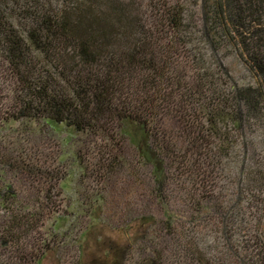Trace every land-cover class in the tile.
Here are the masks:
<instances>
[{"label":"trees","instance_id":"1","mask_svg":"<svg viewBox=\"0 0 264 264\" xmlns=\"http://www.w3.org/2000/svg\"><path fill=\"white\" fill-rule=\"evenodd\" d=\"M139 8L130 0H0L15 116L111 139L115 126L140 127L137 158L159 187L179 163L200 201L211 193L198 181L211 169L230 174L224 160H235V192L252 213V225L240 218L236 229L241 247L225 242L229 252L212 251L206 262L187 243L181 250L196 264H223L229 254L264 264V0L162 1L149 15ZM230 56L248 78L233 76ZM228 209L230 243L227 225L237 216ZM120 253L100 260L124 264Z\"/></svg>","mask_w":264,"mask_h":264},{"label":"rangeland","instance_id":"2","mask_svg":"<svg viewBox=\"0 0 264 264\" xmlns=\"http://www.w3.org/2000/svg\"><path fill=\"white\" fill-rule=\"evenodd\" d=\"M130 1L149 15L152 6L174 0ZM226 62L238 80L248 78L238 56ZM16 88L0 55V264H103L114 250L124 264H196L181 244L203 262L212 251L229 252L225 242L241 247L236 229L243 226L240 218L252 225V213L235 192V160H224L230 174L211 169L198 181L211 193L202 201L191 193L194 176L179 163L160 188L150 164L137 158L140 127L115 126L111 139L17 118ZM108 151L116 157L109 160ZM226 205L237 216L227 225L230 243L222 231ZM226 256L223 264H239Z\"/></svg>","mask_w":264,"mask_h":264}]
</instances>
